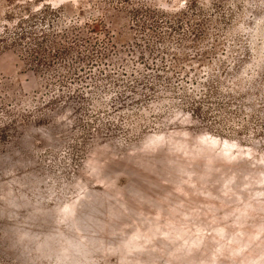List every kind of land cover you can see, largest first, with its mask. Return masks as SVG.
Wrapping results in <instances>:
<instances>
[{"label":"rangeland","instance_id":"374dc122","mask_svg":"<svg viewBox=\"0 0 264 264\" xmlns=\"http://www.w3.org/2000/svg\"><path fill=\"white\" fill-rule=\"evenodd\" d=\"M0 264H264V0H0Z\"/></svg>","mask_w":264,"mask_h":264}]
</instances>
